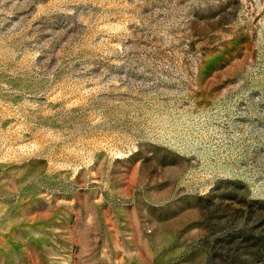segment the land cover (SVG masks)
Wrapping results in <instances>:
<instances>
[{
	"label": "rangeland",
	"instance_id": "rangeland-1",
	"mask_svg": "<svg viewBox=\"0 0 264 264\" xmlns=\"http://www.w3.org/2000/svg\"><path fill=\"white\" fill-rule=\"evenodd\" d=\"M0 264H264V0H0Z\"/></svg>",
	"mask_w": 264,
	"mask_h": 264
}]
</instances>
